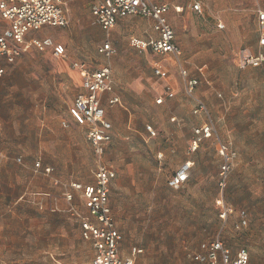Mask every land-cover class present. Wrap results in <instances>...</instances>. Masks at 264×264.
<instances>
[{"label":"rangeland","instance_id":"1","mask_svg":"<svg viewBox=\"0 0 264 264\" xmlns=\"http://www.w3.org/2000/svg\"><path fill=\"white\" fill-rule=\"evenodd\" d=\"M66 1L69 6L74 2ZM175 5L183 10L180 16L175 15L171 25L188 46L184 50L178 42L189 70L192 68V73L201 79L199 88L204 87V95L208 94L202 98L212 113L218 138L231 142L238 152L226 196L237 210L248 212V225L237 230L236 216L226 224L219 218L215 201L221 164L217 139L209 140L206 151L197 152L189 183L174 190L169 183L178 168L174 163L176 154L166 153L172 135L149 123L146 125L157 131L156 139L124 135L113 147L109 146L105 158L116 169L114 182L120 185V192L112 188L111 193L117 195L118 206L113 211L122 242L129 249L128 254L134 247L142 250L135 264H196L192 255L199 245L219 237L233 252L248 249L250 264H264V64L240 70L235 59L241 49L255 48L251 46L253 37L258 38L262 29L258 25L255 35L252 15L242 12L238 17L232 15L222 31L213 28L206 34V41L201 42L202 17L192 14L182 1ZM67 29L68 44L57 40L67 48L65 59H54L50 51L32 49L38 54L28 56L18 66L15 63L0 79L1 144L10 152L0 156V264H89L93 259L76 218L41 212L32 198L24 203L17 201L20 183L30 180L25 172L20 180L26 161L45 164L51 157L61 160L63 152L66 158L70 151L74 180L84 176L88 179L95 172V157L85 134L77 136L74 123L65 118L83 85L72 63L93 71L116 60L120 68H127L126 63L130 68L139 57L127 46L129 37L135 34L128 23H119L111 32L117 51L111 59L98 51L106 32L91 24L84 26L81 13L76 22L71 19ZM66 35V30L56 28L38 33L53 40ZM150 35L156 36L153 31ZM88 41L94 42L93 48L91 43L85 47ZM71 57L79 59L70 61ZM201 69H206V78L200 75ZM72 74L80 79H71ZM170 117V113H164L165 119ZM64 122L71 125L69 130L62 128ZM47 125H59L66 132L50 137ZM16 147L30 154L22 155ZM19 158L21 163L17 162ZM66 172L60 169L61 174ZM43 180L46 178L35 181V189L51 190Z\"/></svg>","mask_w":264,"mask_h":264},{"label":"built area","instance_id":"2","mask_svg":"<svg viewBox=\"0 0 264 264\" xmlns=\"http://www.w3.org/2000/svg\"><path fill=\"white\" fill-rule=\"evenodd\" d=\"M91 13L94 24L106 32L104 44L99 49V54L111 58L116 50L111 45L110 34L117 22L127 16H142L152 19L153 28L158 33V38L152 41H144L132 38L129 45L137 52H144L151 49L155 54L174 56L180 67L182 78L185 79V95L194 102L193 112L203 117L204 124L198 126L194 131L192 150L196 151L200 143L209 139H217L218 154L222 162L218 174L219 197L216 200L219 218L223 223H228L230 218L236 216L238 222L235 229L242 230L248 225V212L237 210L231 203L227 202V189L230 176L233 172L238 153L227 142L218 138V130L215 126L211 111L204 101L195 94L199 81L189 78L187 70L183 68L181 56L182 50L175 43V31L171 27L167 14L168 5L154 4L153 0H90ZM191 3V9L202 14V4L199 0H186ZM63 0H7L0 3V15L9 26L0 35V79L6 70L2 61L12 63L16 58L26 51V36L30 32H37L43 27H61L69 25V19L65 14ZM259 19L264 21V13H260ZM264 45V37L259 40ZM34 46H43L52 50L54 59H62L66 56V49L55 44L51 39L43 41H32ZM237 66L241 69L258 68L264 64V55L254 56L247 49H241L235 56ZM73 67L80 73L83 81L84 94L78 95L75 100L72 115L87 129V140L94 150L96 158L95 184L86 186L79 183L72 184V191L82 192L85 199V206L89 217L82 216L73 207V195L66 191L64 199L68 202V213L71 217L81 220V233L85 241L89 242L95 250L92 264H135L136 257L142 254L141 249L133 248L131 256L122 258L120 255L119 243L121 235L116 229L115 218L109 203L111 181L116 173L104 161V155L108 144L112 141V124L107 119L101 100L98 95L113 91L112 69L110 65L90 71L83 64L74 63ZM164 68L160 63L155 65V76L163 75ZM167 96L173 99L175 95L168 90ZM164 99H158L157 103L162 104ZM119 103L118 98L110 101L111 105ZM150 137L155 138L157 133L151 127H147ZM1 156V153H0ZM18 163L22 160L19 158ZM36 170H40L41 164H35ZM193 165L189 162L183 164L170 179L169 186L176 190L181 188L189 180V174ZM52 172L51 168L44 170L45 174ZM197 264H250V253L248 249H239L236 252L226 246L221 238L213 239L200 245L193 257Z\"/></svg>","mask_w":264,"mask_h":264},{"label":"crops","instance_id":"3","mask_svg":"<svg viewBox=\"0 0 264 264\" xmlns=\"http://www.w3.org/2000/svg\"><path fill=\"white\" fill-rule=\"evenodd\" d=\"M2 1H7V0H1L0 3H2ZM63 1H64L63 8L65 11V14L67 15V17L69 19V25L65 28H61V27H54V28L66 30L67 35L63 38H57L54 40L51 39L50 37L38 36V33L41 32L43 29L51 28V27H43L40 30H37V32H30L29 34H27L26 39H25L26 44H27L25 49H27V50L24 51L21 54V56L16 58L12 63L7 62L6 60L2 61L1 65L3 67H5L6 72L15 63L17 64L16 66H18L23 62V60L28 59V56H34V55L38 54L37 52H36L37 54L32 53L31 52L32 49L39 50L42 52L50 51L51 55H52V50L50 48H46L43 46H40V47L37 46L36 47V46L32 45V41H34V40L43 41L45 39H51L55 44L62 45L66 49V55H67L66 46L62 43L57 42V40H61V41L65 42V44H68V41H66V40H67V37H68L70 31L67 28L71 24V19L73 22H76V19L79 17L80 13L82 16V21H83L84 26L88 27L89 24H91V26H93L95 29L101 30V28L98 25L94 24L93 14L91 13L92 2L90 0H81L80 3H76L75 2L76 0H73L74 2H72V4L70 6L66 0H63ZM181 1L184 4H188V6L190 7L189 10H191L192 14H194L196 17H199V19H200V17H202V19H203V20H201V23L199 24V27L201 28L200 31L202 32V35L201 34L199 35V41H201V42L206 41V34L208 32H210L213 28L217 29V27H218V29H220L222 31L225 28L224 24H226L228 22V19L232 15H234L235 17H238V16L242 15L241 14L242 12L250 13L253 17V25L255 28V30H254L255 35H257V32L259 31V29H257L258 25H259L260 29H262V30L260 31V35L258 36V38L255 35H254L255 37H253L254 43L252 42L251 46H254L255 48L251 47V51L249 49H247V50L250 51L254 56L264 55V45H261L259 42L260 38L264 37V21H261L259 19L260 13H264V0H250L249 4L245 3V1L244 2L239 1V3H238V0H199L202 4V10H203L202 14H199V13L195 12L194 10H192L191 9V3L189 1L187 2L186 0H153V3L159 4V5H168L170 7L169 13L167 14V19L171 25L175 19V15L180 16L179 14L183 10L182 7L175 5V4H179ZM246 2H248V0H246ZM127 17H132V18L141 17V18L126 20ZM127 17L121 18L117 22L116 26L119 23H120V25L121 24L124 25V24L128 23L131 26V29L135 30V34L133 36L129 37V39L127 41V44H128L127 46L129 47V49H131L137 55H139L138 60H137L136 64L133 65L134 67H130V68H129V66H131V65L129 63L125 64V66L127 68H125V67L120 68L119 64L116 63V60L110 61L109 64H105V66L106 65L111 66L112 80L114 82V84H113L114 87H113V91L98 95L99 99L101 100V106L105 111L106 117L112 124V130L111 131H112L113 139L108 144V146L106 147L107 150H106V153L104 155V161L116 173L115 178L111 181L112 183L110 186V193H109V200H110L109 203H110V207L112 209L113 216H114L113 209L117 208L118 204H117V199H116L117 195L115 194V192L111 193V189L113 188L114 191H116L118 189L117 191L120 192V185H118V182H116V183L114 182V180L117 178L116 169L114 168L113 165H110V163L106 162V160H105L110 145L113 147L114 143L116 141H118V139H123L124 135L125 136H127V135H130V136L135 135L136 136L137 135V136L142 137V138L144 136H147V138L150 140L156 139L158 137V134L155 138L150 137V134L147 130V127H151V126L146 125L149 123L154 125V127L158 130H166V131L168 130L172 135V137H171L172 141H170V143L168 145H166L167 147H169V150H166V153H167V151L168 152L170 151L169 153L176 154V156L174 158L175 159L174 163H176L177 167H178L176 172L186 162H189L193 165V168L189 174V179H188L190 181L191 173H192L194 166L196 164V163H194V161L197 158V152H203L204 150L206 151L207 150L206 147L209 146V144H208L209 140H211V139H209L207 141H203L202 143H200V145H199L200 147L196 151L192 150V143L194 141V131H195L194 128L204 124L205 120L203 119V117L196 115L193 112L194 102L192 100H190L187 95H185V79L182 78L181 73H180V67L181 66L178 65L177 61H175L174 56L172 57L170 55H159L157 53L155 54L151 49H148L144 52H137L135 49H133L129 45L130 40L132 38H137V39H141V40L149 42L152 40H156L158 38V33L153 28L154 22L152 19H148V18L142 17L140 15H138V16H127ZM209 18H212L213 20H208ZM240 23H238V24H240ZM8 26H9V23L5 19H2L1 15H0V35L3 34V31ZM171 27L173 28L172 25H171ZM54 28H52V29H54ZM114 28H113V30H114ZM113 30H112V32H113ZM151 31H153L156 34V36H151L150 35ZM174 31H175V29H174ZM103 33H104V31H103ZM110 41H111V45L115 49L116 48V40H115V37L113 35L111 36V34H110ZM183 41H184V39L178 38V32L175 31V43H176V45H178L180 48L182 45V48L184 50H186L188 48V46H186V44ZM90 43H91V48H93L94 42H90V41H88V43H86L85 47L86 48L90 47V45H89ZM102 45L103 44H101L99 46V49L101 48ZM182 48H181V50L183 51ZM52 57H53V55H52ZM65 58H66V56H65ZM65 58H62V59H65ZM77 59H79V58L71 57L70 61L77 60ZM153 60H156L155 63ZM181 61H182L183 68L185 70H187V72H188L189 78H195L199 81V85L197 86V88L195 90V94L199 98H201L204 101V103L206 104L205 100L202 97H204L206 99L207 98L206 96L208 94L206 93V95H204V87L199 88L200 83H201L200 82L201 79L192 73V71H193L192 68L189 70L188 67L190 65L186 61L185 56H183V53L181 56ZM153 63H154V65H153ZM156 63H160L164 68L163 75L160 77H158V76L156 77L155 73H154ZM72 65H74V62L72 63ZM105 66H101L100 68H103ZM100 68H97V69H100ZM65 69H66L65 66L63 68H61V70H63V72L66 71ZM97 69H95V70H97ZM75 70L77 72H79L77 69H75ZM205 70L206 69L200 70V75L204 76V78H206V74H207ZM79 77H81L80 73H79ZM79 77L77 76V74H72L71 79L78 80V79H80ZM168 90H170L173 93V95H175L173 99L168 98V96H167ZM84 93H85V90H84L83 85H82V88L80 89L79 93L75 97H73L74 100H73L71 107L68 110V114L65 112V118L70 123H74V127L76 129V130H74V132L77 136H79V134H81V133L85 134L86 141L89 145V148L93 150V148L90 146V144L87 140V129H86V127L84 125H81L75 119L74 115H72L75 100L77 99L76 97L78 95L84 94ZM114 98H118L119 103L115 104V105H111L110 101L113 100ZM161 98L164 99V102L162 104H158L157 100L161 99ZM165 112L171 114L170 119L164 118ZM211 115H212V113H211ZM212 118H213V116H212ZM58 122H59V120L56 119V123H58ZM136 125H140V128L136 129L135 128ZM70 126L71 125L66 123V122L62 123L63 129L69 130ZM215 126H216V124H215ZM166 127H168V128H166ZM45 128H46V132L50 134V137L56 136L58 134L60 135V134H63L64 132H66V131L62 132L61 127L59 125H56V126H48L47 125V126H45ZM152 129L154 130V128H152ZM166 131H164V132H166ZM156 133H157V131H156ZM66 135H68V134H66ZM2 136H3V134L0 132V153L4 154L7 152V154H9L10 153L9 148L5 147L4 145L1 144L3 141ZM227 143L229 145H231V147L237 152V149L235 148V146L231 142H227ZM16 149H18L22 155L23 154L24 155L30 154V152L28 150H25L24 148L16 147ZM12 150H15V148H13ZM93 154H94V150H93ZM70 155H71V153H70V151H68L67 157L65 158L64 152H63V156H62L61 160H59V158L56 159L55 157H51V161L49 159L47 163L45 162V164H43V162L41 164V162H40L41 167H42L40 170H35V167H34V165L38 161H36L33 165L31 163V161H26V164L23 166L25 169L21 173L20 180L24 177V175H27L30 180L26 184H24L23 181L20 183L21 184V190L19 191L20 193H19V198L17 201L20 203H24V202H28V200L32 198V201L37 202V206L41 212L44 211V212H48L49 214H54V215H59L60 213H65V214L70 215L68 213L69 204L64 199L65 192L70 191L73 195V200H74L73 201V207L76 208L82 216L89 217L86 206H85V199L82 196V192L72 191L70 189V186L72 184H75V183H79V184L83 185L84 187L94 185L95 184V177H94L95 172L93 174V177L91 176L88 179L84 176L81 178H75V180H74L73 179L74 169L72 166L73 164L71 163V160H70ZM217 155H218L217 157H218L219 162H221L218 152H217ZM160 156L162 157L163 154L161 153ZM94 157H95V155H94ZM221 164H222V162H221ZM221 164H220V168H221ZM95 165H96V158H95ZM96 167H97V165H96ZM46 168H51L52 172L49 174H45L44 170ZM60 169H64L68 172L61 174ZM95 171H96V168H95ZM24 172H25V174L23 175ZM176 172H175V174H176ZM41 177L46 178V180H43V182L45 184H47L51 188V190L46 191V192H43V191L39 192V190L35 189L37 186L35 184V181L39 180V178H41ZM217 179H218V175H217ZM231 179L232 178L230 176V182H231ZM189 181L187 183H185L182 187H184L186 184H188ZM218 182H219V179H218ZM218 182H217V197H216L215 201L219 197L218 196L219 195ZM230 182H229V186H230ZM229 186H228L227 192L229 190ZM33 191H35V192H33ZM134 204H136V203H134ZM114 218H115V216H114ZM76 220L78 221V223L80 225V229H81V220L78 218H76ZM115 225H116L117 231L119 232L118 227H117L116 218H115ZM119 233L121 235V240L119 243L120 255L122 258L130 257L133 248L130 251V253L128 254L129 249L123 244L122 234H121V232H119ZM82 239H83V237H82ZM85 242H87V241H85ZM207 242H211V241H207ZM87 243L90 245L91 250L93 251V259H94L95 250L92 249V246L89 242H87ZM203 243H205V242H203ZM200 245H199V249L196 250L195 253H193L192 261H193V257L195 256V254L198 251H200ZM134 248H137V247H134ZM137 249H139V248H137ZM93 259L89 264H92ZM136 260H137V257H136ZM194 263H196V262H194Z\"/></svg>","mask_w":264,"mask_h":264}]
</instances>
